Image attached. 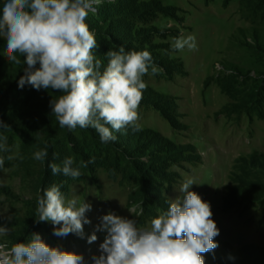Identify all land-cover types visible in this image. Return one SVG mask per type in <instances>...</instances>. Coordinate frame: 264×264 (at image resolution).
I'll use <instances>...</instances> for the list:
<instances>
[{"label": "rangeland", "instance_id": "rangeland-1", "mask_svg": "<svg viewBox=\"0 0 264 264\" xmlns=\"http://www.w3.org/2000/svg\"><path fill=\"white\" fill-rule=\"evenodd\" d=\"M243 2H94L86 23L106 34L95 36L93 53L105 55L123 45L129 51L147 50L162 69L156 75L149 69L143 77L141 130L113 132L123 146L126 139L138 143L125 155L121 145L102 143L95 129L97 138L73 130V143L62 134L51 139L57 131L49 126L0 129L10 148L0 152L5 158L0 217L10 229L0 241L26 242L38 233L49 246L83 255L85 264H92L106 234L97 232L92 244L87 240L103 215L111 211L147 226L167 210L169 199L181 195L182 183L193 179L189 190L210 203L220 230L214 238L219 246L203 254L205 264H264V171L257 164L264 160V50L258 46L264 39V4ZM116 20L124 28L123 45L113 28ZM188 35L196 37L197 50L174 51L173 38ZM45 147L46 159L35 160V152ZM9 155L16 158L8 160ZM66 157L80 169L79 178L52 174L48 165ZM53 184L66 198L92 205L83 238L74 233L57 237L51 222L37 223V198Z\"/></svg>", "mask_w": 264, "mask_h": 264}, {"label": "clouds", "instance_id": "clouds-1", "mask_svg": "<svg viewBox=\"0 0 264 264\" xmlns=\"http://www.w3.org/2000/svg\"><path fill=\"white\" fill-rule=\"evenodd\" d=\"M98 0H3L0 7V38L5 43L9 63L21 64L24 75L18 86L27 84L36 90L52 89L60 95L50 101L52 115L61 128H93L102 143L114 142L113 132L129 127L140 131L139 105L147 88L143 77L162 71L153 63L151 53L110 49L107 65L93 54L97 42L86 19ZM197 50L194 35L173 38L172 49ZM107 125V126H106ZM110 126V127H109ZM10 127L0 121V129ZM8 137L0 136V152H9ZM47 148L36 151L34 159L44 161ZM16 155H9L13 160ZM5 158L0 156V169ZM89 161L88 163H91ZM66 157L61 164L50 163L53 175L73 179L82 173ZM81 167H87L82 163ZM193 179L182 183L175 200L169 199L167 210L160 211L149 225L109 212L100 218L87 242L97 241V232L105 233L99 255L92 264H205L204 255L219 246L214 238L220 230L214 221L211 205L190 191ZM37 198L36 214L40 222H51L53 235L77 234L83 238L85 224H91L86 213L92 205L78 197L66 198L60 186L53 184ZM0 217V237L9 227ZM0 264H85L83 255L46 244L41 235L32 233L26 242L0 241Z\"/></svg>", "mask_w": 264, "mask_h": 264}, {"label": "trees", "instance_id": "trees-1", "mask_svg": "<svg viewBox=\"0 0 264 264\" xmlns=\"http://www.w3.org/2000/svg\"><path fill=\"white\" fill-rule=\"evenodd\" d=\"M230 0H226L229 2ZM130 0H125L127 6H130ZM257 4H264V0H256ZM3 0H0V7H2ZM245 4V0L243 2ZM137 9H129L126 8V11L132 12ZM122 14V12H120ZM123 18H127V15H124ZM115 30L120 35V43L123 45V40L125 37L124 28L122 27V23L120 20H116ZM89 30L98 36V38H102L106 31L100 26L94 28V26L89 27ZM114 33L113 35H115ZM5 41L3 38H0V121L4 124L8 125L10 129L17 130L19 128H38L39 126L43 127H51L59 133H52L49 137L53 140H59L60 134H62L65 140H68L70 143L75 142V136L73 130H68L66 127L61 128L59 126L58 121L55 116L52 115V109L50 107V101L56 98L60 93L52 90V89H40L36 90L29 85H25L23 89L19 88L18 82L21 76L24 75V69L26 68V64H24L23 55L17 53L18 58L21 60V64L16 65L13 63H9L7 60V56L5 54ZM124 46V45H123ZM258 46L261 50H264V39H260ZM136 48V47H133ZM126 51H129L126 49ZM98 59L102 61V65H107V58L103 53H93ZM75 130H80L84 135L89 134L97 138L93 128H85L81 129L77 127ZM126 135L131 136L127 132L124 133ZM130 138V137H129ZM120 137L118 138V140ZM114 141L113 144L123 147L122 152L125 155H130V150L136 147V140L126 139V144L123 146L120 143V140ZM140 152V151H138ZM137 156V155H134ZM264 159V155H263ZM259 171H264V160L262 163L260 161L257 163ZM242 262L243 258L240 257Z\"/></svg>", "mask_w": 264, "mask_h": 264}]
</instances>
